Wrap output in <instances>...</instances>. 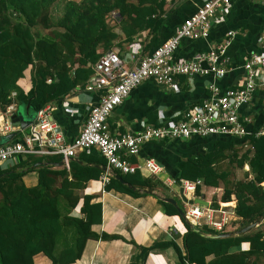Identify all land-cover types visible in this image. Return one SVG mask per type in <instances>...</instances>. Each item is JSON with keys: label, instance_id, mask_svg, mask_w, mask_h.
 <instances>
[{"label": "trees", "instance_id": "trees-1", "mask_svg": "<svg viewBox=\"0 0 264 264\" xmlns=\"http://www.w3.org/2000/svg\"><path fill=\"white\" fill-rule=\"evenodd\" d=\"M57 2L0 0V111L14 105L27 107L28 115L34 116L76 87L83 89L91 65L110 51L121 36L123 43L130 44L137 34L147 32L149 40L144 52L153 50L158 46L156 32L167 3L181 0H68L62 13L53 16L52 7ZM27 68L31 87L23 94L16 82ZM243 127L246 130V124ZM256 131H251L243 142L228 136L197 138L212 140L202 154L178 160L173 179L199 181L194 197L202 195V187L220 188L218 201L234 202L232 214L236 220L230 227L239 229L258 221L255 228L239 236L209 239L204 235L219 233L205 226L192 227L184 221L182 252L169 239L137 247L143 259L150 251L172 248L178 264H264V137H254ZM87 151L78 154L81 163L69 161L67 170L52 167L60 160L54 156H24L18 163L0 168V264H33L32 259L38 254L46 257L49 264H73L80 259L87 240L120 239L106 234L98 236L90 230L100 223L101 207L90 203L91 196L80 197L79 191L88 181L102 178L98 167L106 164L98 151ZM244 166L248 171L236 178L234 172ZM33 171L35 186H24L23 176ZM114 175L137 190H166L159 180L142 177L138 170L122 175L110 169L104 192L131 197L146 195L130 190ZM80 199V217L70 216ZM156 202L164 215L178 216L170 204L158 197ZM242 244L248 245L246 251L240 249Z\"/></svg>", "mask_w": 264, "mask_h": 264}, {"label": "crops", "instance_id": "crops-1", "mask_svg": "<svg viewBox=\"0 0 264 264\" xmlns=\"http://www.w3.org/2000/svg\"><path fill=\"white\" fill-rule=\"evenodd\" d=\"M205 1L208 0H181L180 3L175 2L173 4L168 2L162 15V23L156 32L155 45H160L168 39L178 25L192 15L197 7ZM263 36L264 0H231L224 11L214 17L207 38L182 39L173 53L175 61H187L197 53L207 52L227 42L222 56L225 68L224 76L217 80L210 75L177 76L174 90L159 86L151 79L145 80L132 89L128 96L111 112L107 119L109 133L111 135L132 134L146 126H170L180 118L181 114L207 99L210 95V86L215 85L220 93L226 89L241 86L244 82L242 63L251 53L263 52L261 48ZM120 38L110 51H116L123 59L129 56L138 57L151 52V48L144 52L149 40L147 32L137 34L130 44L123 43V37ZM29 75L30 71L27 68L23 72L22 78L16 82L23 94H26L31 87ZM92 79L91 72L86 84L90 83ZM103 91L104 89H94L88 92L84 88L76 87L60 101L47 105L50 118L55 125V131L65 142L71 141L77 136L89 108L98 102ZM12 94L14 96V93ZM14 109L12 115L17 110H20L22 114L27 113V107L14 106ZM238 116L241 120L245 119L246 132L249 133V135L239 138L243 142L250 136L251 131L258 130L264 122L263 88L254 90L247 105L238 109ZM30 117L33 116L28 115L29 119ZM14 128L18 127L14 126ZM13 133L15 139H18L16 132ZM211 140L203 141L197 138H189L187 140H169L163 144L145 143L140 147L137 155L129 157L127 161L141 167L138 172L142 177H152L159 180L166 187L164 193L168 191V193H175L178 197L177 187L166 186V182L173 180L176 176L175 164L180 159L202 154L208 148L207 142ZM4 142L7 143L6 140ZM89 151L91 153L97 152L93 148L85 153H89ZM79 153L71 160L78 161ZM19 160L20 158L16 162L8 163L7 166L10 167L18 163ZM148 160H152L160 168V172L154 177L144 168V164ZM78 163L81 162L78 161ZM52 167L59 168L57 166ZM237 171H240L241 175L237 176L240 178L244 172L248 171V168L244 166L242 170ZM102 173L103 175L105 173L110 174V169ZM22 182L26 187L35 186L36 172L25 174ZM103 186L101 177L98 180H90L85 184L83 190L79 191V196H91L90 203H98L101 207L100 223L92 225L90 230L98 236L106 234L117 236L120 239L87 240L80 259L73 264H178L172 248L150 251L145 259L140 256L137 248L149 247L155 242L172 239L178 249L183 251L181 238L186 231L183 224L184 220L179 216L164 215L156 202L157 197H165V194L157 189L145 196L131 197L113 191L104 192ZM173 187L177 191H174ZM202 188L211 189L215 192L220 191L219 188ZM135 191L141 192L137 189ZM168 197L170 198V196ZM204 199L208 202L211 201L205 197ZM216 202L221 207H234L233 201L220 203L217 200ZM176 204L179 207L178 203ZM80 206L81 199L69 215L80 217ZM181 208L185 213L186 205L182 204ZM217 214L218 216L213 213L214 221L226 217L231 224L236 220L233 214L219 212ZM233 228L229 225L225 227V230L232 232ZM69 236L66 234V237L69 238ZM240 249L246 251L248 245L242 244ZM32 261L33 264H49L47 258L41 254L34 256Z\"/></svg>", "mask_w": 264, "mask_h": 264}, {"label": "built area", "instance_id": "built-area-1", "mask_svg": "<svg viewBox=\"0 0 264 264\" xmlns=\"http://www.w3.org/2000/svg\"><path fill=\"white\" fill-rule=\"evenodd\" d=\"M230 1L203 2L192 15L178 25L168 39L148 54L123 59L116 51L103 53L91 65L93 79L85 84L84 89L88 92L94 89H104V91L98 102L89 108L79 133L71 141L65 142L56 133L48 106L35 113L33 122L24 130L14 128L10 123L9 118L15 111L13 105L0 111V136L13 132L18 136L17 140L0 145V168H6L8 163L16 162L24 156L42 158L54 156L60 159L61 167L67 170L69 161L77 153L95 148L105 160L107 169L126 175L133 174L141 168L131 166L127 159L136 156L145 143L210 136L242 138L249 135L243 127L245 119H239L238 109L247 105L254 90L264 89V36L261 38L263 52L251 53L242 63L244 82L241 86L226 89L221 93L215 85L210 86L209 97L193 109L181 114L180 118L170 126H146L136 133L121 135H111L107 126L111 112L132 89L145 80L151 79L159 86L174 90L177 76L210 75L216 80L224 76L222 56L227 42L207 52L197 53L187 61H175L173 53L182 39L207 38L214 17L220 15ZM254 137H264V122L254 133ZM144 168L153 177L160 172V168L152 160L146 161ZM108 176L110 174L105 173L101 178L103 184L107 183ZM199 185V181L168 180L166 182L168 187H181L187 199L194 198L195 187ZM186 207L184 215L187 223L192 227L205 226L220 234L229 223L226 217L214 221V212L198 205H186Z\"/></svg>", "mask_w": 264, "mask_h": 264}, {"label": "water", "instance_id": "water-1", "mask_svg": "<svg viewBox=\"0 0 264 264\" xmlns=\"http://www.w3.org/2000/svg\"><path fill=\"white\" fill-rule=\"evenodd\" d=\"M117 16V15H116ZM33 122V117H30V119L28 118V115L26 112H24L23 114L20 112V110H17L16 113L14 115L10 116V123L15 126L18 127L21 130H24L28 125H30ZM14 136L13 133L7 134L3 137H1V142L2 144L6 143L4 142L7 139H11ZM37 165H43V166H47L49 165L48 163H37ZM62 164L60 162H58L57 164H53V166H57L60 167ZM102 172H106L107 168L105 166H100L98 167ZM115 180H117L119 183L124 184L127 188H129L132 191H135V188L130 186L129 184H126L121 177L114 175L113 176ZM142 193L145 194H151L152 190L147 189V190H141ZM178 197L181 201V203L183 205H198L200 207L206 208L212 212H223V213H229L232 214V208L231 207H221L216 201H212V202H208L204 199V195H201L199 197H194L192 199H187L183 193H182V188L179 187L178 188ZM161 201L170 204L172 207H174L178 213V216L180 218H182L185 222H187L186 217L184 215V212L177 206L175 200L173 198H169V197H162L160 198ZM258 221H254L250 224L245 225L242 228L236 229L232 232H224V233H220L217 235H204L206 238L209 239H221V238H228V237H232V236H239V235H243L247 232H249L250 230L254 229L255 226L257 225ZM198 231V230H196Z\"/></svg>", "mask_w": 264, "mask_h": 264}, {"label": "rangeland", "instance_id": "rangeland-1", "mask_svg": "<svg viewBox=\"0 0 264 264\" xmlns=\"http://www.w3.org/2000/svg\"><path fill=\"white\" fill-rule=\"evenodd\" d=\"M58 2L52 7V14H53V16H59L61 13H62V10H63V6H64V4H65V2L66 1H68V0H57ZM240 171H235L234 173H235V176H236V178H237V176H240L241 174L239 173ZM178 189V188H177ZM177 189L175 188V187H173V190L174 191H177ZM220 189V188H219ZM164 193V192H163ZM201 193H202V195H204V197L206 198V199H209V200H211L210 202H212L213 201V199L215 198V201H217L218 200V197L220 196V194H221V189H220V191H218V192H215V191H213V190H211V189H203V188H201ZM165 195H167V196H170V198H173V199H175L176 201H177V203H178V205H179V207L181 208L182 207V203H181V201H180V199L176 196V194L175 193H171V192H169L168 193V191H166L165 193H164ZM175 194V195H174ZM219 202V201H218ZM182 210H183V208H181ZM215 213V215L216 216H218V214L216 213V212H214ZM219 213H221V212H219ZM202 221H204V219H202ZM218 221V220H217ZM237 226H238V223H235ZM230 225V223H228L226 226H229ZM231 225H232V223H231ZM237 228V227H236ZM234 230H236V229H234ZM233 230V231H234ZM262 261H260V263H261Z\"/></svg>", "mask_w": 264, "mask_h": 264}]
</instances>
